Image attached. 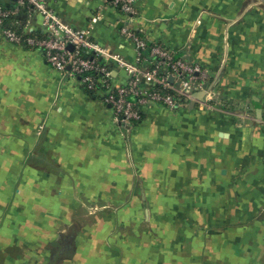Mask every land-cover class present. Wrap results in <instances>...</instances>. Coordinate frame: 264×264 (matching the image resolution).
Listing matches in <instances>:
<instances>
[{
  "label": "crops",
  "instance_id": "0c3cea01",
  "mask_svg": "<svg viewBox=\"0 0 264 264\" xmlns=\"http://www.w3.org/2000/svg\"><path fill=\"white\" fill-rule=\"evenodd\" d=\"M49 3L91 31L124 83L115 57L137 61L121 32L128 17L106 0ZM135 6L130 25L200 63L209 84L188 104L149 105L132 127L100 93L0 29V264H264V0ZM19 20L27 32L42 24L28 9ZM142 190L163 191V204L182 211L149 214L141 233ZM199 206L215 223L220 208L221 221L252 224L203 229Z\"/></svg>",
  "mask_w": 264,
  "mask_h": 264
},
{
  "label": "built area",
  "instance_id": "2783aa9c",
  "mask_svg": "<svg viewBox=\"0 0 264 264\" xmlns=\"http://www.w3.org/2000/svg\"><path fill=\"white\" fill-rule=\"evenodd\" d=\"M106 1L128 17L121 32L137 49L136 62L115 57L117 66L127 73L122 84H116L113 69L99 61L104 49L92 38L91 31L66 23L49 0H16L11 6L0 1V29L9 42L43 51L54 69L78 77L90 91L100 93L117 120L128 127L142 121L149 105L188 104L197 90L209 84L208 72L200 63L150 42L130 25L136 14L135 0ZM23 9L41 15L39 29L25 31L19 20ZM70 44L73 49H69Z\"/></svg>",
  "mask_w": 264,
  "mask_h": 264
},
{
  "label": "rangeland",
  "instance_id": "374dc122",
  "mask_svg": "<svg viewBox=\"0 0 264 264\" xmlns=\"http://www.w3.org/2000/svg\"><path fill=\"white\" fill-rule=\"evenodd\" d=\"M138 194V198H139V202L138 205L136 207V214L139 215V222H138V230L142 233V231H144L146 229V221H147V217L149 216V214L151 213H156V214H162L164 213L166 210H168V208H171L172 211L178 213L182 211V207L181 206H174V207H166L163 204V191L161 190H142V191H137ZM147 201V203H146ZM149 201V202H148ZM95 207L90 206L87 210L89 211V213H91L87 219L92 220V217L94 216L93 213V209ZM199 211L198 214L202 215V220L204 222L202 225V228H217L218 231H221L222 228L226 229L228 228V230L233 229L234 231L236 230H241L243 228H246L247 225H251L252 223L249 224H245L243 222H223L220 219L223 217L221 215L220 212V208H218V212H217V223L210 221V213H209V207L208 206H199L196 207ZM225 210V207H221V211ZM134 213V211H132V214ZM240 213V208L239 207H234V214L235 217ZM131 214V212H130ZM131 214V215H132ZM127 215H129V212L127 213ZM256 223V222H255ZM249 227V226H248ZM133 228H135L133 226ZM130 229V227H129ZM254 229L253 226H251L249 228V230ZM232 231V230H230ZM236 235V234H235ZM237 236V235H236ZM255 243H257V239L253 240ZM238 243V244H237ZM237 243L235 242L233 249H240V247L238 246L240 244V241H237ZM222 249H229L226 247L225 244H221Z\"/></svg>",
  "mask_w": 264,
  "mask_h": 264
},
{
  "label": "water",
  "instance_id": "95a60500",
  "mask_svg": "<svg viewBox=\"0 0 264 264\" xmlns=\"http://www.w3.org/2000/svg\"><path fill=\"white\" fill-rule=\"evenodd\" d=\"M69 49H73V45L72 44L69 45ZM205 88H206V85H204V89L203 90L195 93L196 99H202V97H203V95L205 93Z\"/></svg>",
  "mask_w": 264,
  "mask_h": 264
},
{
  "label": "trees",
  "instance_id": "16d2710c",
  "mask_svg": "<svg viewBox=\"0 0 264 264\" xmlns=\"http://www.w3.org/2000/svg\"><path fill=\"white\" fill-rule=\"evenodd\" d=\"M12 4H8V6H11ZM85 54L87 53L86 51L84 52ZM88 54V53H87ZM99 59V61L101 62V63H104V64H106V65H108L109 67H111V63L107 60V59H105L104 57H99L98 58Z\"/></svg>",
  "mask_w": 264,
  "mask_h": 264
}]
</instances>
